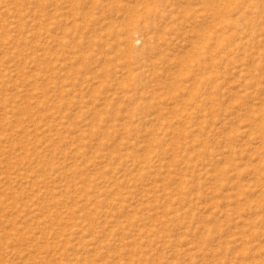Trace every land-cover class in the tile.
Wrapping results in <instances>:
<instances>
[{
	"label": "rangeland",
	"instance_id": "obj_1",
	"mask_svg": "<svg viewBox=\"0 0 264 264\" xmlns=\"http://www.w3.org/2000/svg\"><path fill=\"white\" fill-rule=\"evenodd\" d=\"M0 264H264V0H0Z\"/></svg>",
	"mask_w": 264,
	"mask_h": 264
},
{
	"label": "bare ground",
	"instance_id": "obj_2",
	"mask_svg": "<svg viewBox=\"0 0 264 264\" xmlns=\"http://www.w3.org/2000/svg\"><path fill=\"white\" fill-rule=\"evenodd\" d=\"M222 2V1H221ZM212 5V4H211ZM224 14V13H223ZM229 15V14H228ZM226 19V18H225ZM213 34V33H212ZM205 38V37H204ZM211 39V38H210ZM193 51V50H192ZM189 57V56H188ZM186 62V61H185ZM187 64V63H186ZM184 67V66H183ZM119 202H121V201H119ZM112 213V212H111ZM77 262V261H76ZM78 263V262H77Z\"/></svg>",
	"mask_w": 264,
	"mask_h": 264
}]
</instances>
